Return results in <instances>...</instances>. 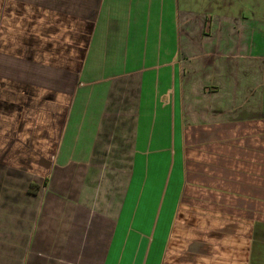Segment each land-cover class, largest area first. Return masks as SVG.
I'll use <instances>...</instances> for the list:
<instances>
[{
	"label": "crops",
	"instance_id": "obj_1",
	"mask_svg": "<svg viewBox=\"0 0 264 264\" xmlns=\"http://www.w3.org/2000/svg\"><path fill=\"white\" fill-rule=\"evenodd\" d=\"M261 2L0 0V264H264Z\"/></svg>",
	"mask_w": 264,
	"mask_h": 264
},
{
	"label": "trees",
	"instance_id": "obj_2",
	"mask_svg": "<svg viewBox=\"0 0 264 264\" xmlns=\"http://www.w3.org/2000/svg\"><path fill=\"white\" fill-rule=\"evenodd\" d=\"M38 190H39V186H37L35 184H31L30 189H29L30 193L36 194L38 192Z\"/></svg>",
	"mask_w": 264,
	"mask_h": 264
},
{
	"label": "rangeland",
	"instance_id": "obj_3",
	"mask_svg": "<svg viewBox=\"0 0 264 264\" xmlns=\"http://www.w3.org/2000/svg\"><path fill=\"white\" fill-rule=\"evenodd\" d=\"M261 3H264V2H261ZM261 3H260V4H261ZM262 6H264V4H262Z\"/></svg>",
	"mask_w": 264,
	"mask_h": 264
}]
</instances>
